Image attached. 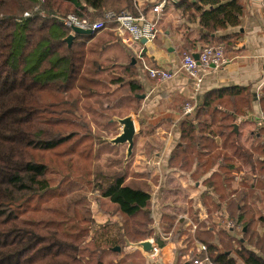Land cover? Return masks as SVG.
<instances>
[{"label":"trees","instance_id":"obj_1","mask_svg":"<svg viewBox=\"0 0 264 264\" xmlns=\"http://www.w3.org/2000/svg\"><path fill=\"white\" fill-rule=\"evenodd\" d=\"M175 4L188 21L195 22L203 30L194 43L211 45L229 40L227 36L217 37L216 33L240 27L246 8L243 0H182ZM108 12L142 14L135 0H0V264H104L103 255L108 250L119 256L124 243L142 241L151 233L147 230L153 223L151 185L147 181L128 179L126 172L108 176L101 183L89 181L100 197L115 207L123 221L121 226L108 223L103 228H108L112 234L105 239L103 247H93L89 241L94 221L88 219L87 214L76 220L73 205L81 204L84 199L70 200L62 209L55 206L41 209L44 201L51 197L72 196L74 188L76 192L83 182L67 175L65 179L70 183L65 194L68 195L58 192L51 177L56 170L44 162L41 155L66 148L56 157L69 155L64 156L69 157L68 166H73L70 161L75 157L90 160L93 145L86 150V144L96 139L93 120L98 124L105 121L102 123L106 125L104 133L111 140L117 136L115 133L118 134L114 119L125 118L122 115L130 111L122 114L123 107L142 105L138 97L144 94L138 78L139 62L135 60L134 63V59L119 50L114 23L92 35H76L71 46L65 42L71 30L58 17L75 14L94 22L103 20ZM192 34L194 30L188 29L183 43L177 46L179 54L195 51L193 42L188 40ZM216 41L219 43H214ZM260 93L259 107L264 114V86ZM226 102L233 111L222 113L225 116L248 117L254 113L250 87H222L209 91L194 112H182L177 122L180 139L169 162L170 168L178 167L182 171H189L194 165L196 171L192 177L199 175L201 178L210 171L203 169L211 158V167H218L204 181L208 186L204 197L210 196L208 192L218 195L220 201L215 204L216 211L221 210L225 200L238 194L239 190L232 185L241 172V167L227 153L220 151L211 156L219 147L209 122L210 114L214 108H223ZM250 126L254 124L249 123ZM138 140L135 137L133 155ZM241 140L247 146L250 143L245 134ZM117 145L128 148V145ZM254 154L248 156L252 177L244 178V190L239 203L234 204L237 221L244 222L243 237L238 238L228 230L216 233L215 228L208 227L216 211L213 213L203 199L201 203L210 219L199 222L197 214L195 220L192 218L198 226L191 241L206 245L214 264H264V244L260 245L264 243V236L258 237L252 232L257 222L264 227V212H259L260 198L256 194L264 192V137L254 148ZM96 155L94 153L93 157ZM209 199L214 200V197ZM231 205L227 203L228 207ZM45 213L51 215L49 219L44 217ZM33 214L41 217L33 218ZM141 216L147 217L145 223L139 220ZM177 220L176 213L164 212L160 221L162 231L171 232V237L176 234L178 225H181L179 235L188 231L185 227L190 226L188 221ZM232 242H237L238 248L233 249ZM135 255L129 254L131 259L127 255L120 257L113 264H146L140 252Z\"/></svg>","mask_w":264,"mask_h":264},{"label":"crops","instance_id":"obj_2","mask_svg":"<svg viewBox=\"0 0 264 264\" xmlns=\"http://www.w3.org/2000/svg\"><path fill=\"white\" fill-rule=\"evenodd\" d=\"M179 1L182 0L168 1L161 12L155 13L153 9L156 6L154 8L153 6L157 3H160L161 0H135L138 10L149 20L156 22L159 31L158 37L154 40V42L149 43L144 48V61L149 67H158L173 72V79L165 82H157L149 78L147 72H145L143 68L142 61L137 57V45L128 47L119 40L118 48L119 50H122V53L126 54V56L129 55V58L134 59V63H136L135 60L139 62L138 64L140 65H138V78L141 80V84L144 88V94L141 96H145V98H140L143 101L141 109L134 115L139 119V129L136 128L137 135L135 136L139 140L135 153H137L139 144L143 140V134L141 133L140 129L142 127H150V132L144 136L145 142L154 144L155 142L159 141L161 144H163V147H161L162 152H152L153 150L150 151V156L148 159H146L148 163L156 165V170L163 175L164 172H168L174 176L180 174L185 176L186 180L193 181L192 174L196 171L195 166L191 171H182L178 167L170 168L169 166L171 154L174 150L173 148L176 147L177 142L180 139V132L177 129V122L181 119L182 113L180 114L176 112V108L180 106L177 101L182 99V102L186 104H184L185 107L190 105L195 111V109L202 104L205 94L214 89L238 86L250 87L253 92L257 91V93L260 91V89L264 86V0H243L246 8L242 18V25L238 28H230L226 31H220L216 33V36L220 38L225 36L229 37V40L222 43L226 45L225 52L230 63L221 68L211 67L208 70L202 69L203 82L199 87H197L194 80H192L180 70V63L183 55L178 53L177 46L183 43L182 40L185 38V34L188 29L194 30V34H192V36L188 39L189 41L193 42V46L195 47V51L192 54H198V52L203 47L208 45V43H194L197 38V34L203 30L195 22L188 21L181 11L176 8V4L174 5V3ZM188 1L195 2L197 0ZM237 34L239 35L234 36V38L232 37L233 35ZM214 43L219 42L216 41ZM143 71L146 73L145 76L142 73ZM184 105L182 106L183 110H185ZM214 114L216 116L218 114V110L215 111ZM259 114L261 116L263 115V112L260 110L259 104H257L254 106V113L248 115V121L250 124H254V130L257 128L255 132H251L252 137L254 138V134L256 133L255 135L257 138L262 139V133L259 131L264 133V127L260 122L261 117H259ZM253 117L257 120L254 123L251 122V118ZM237 118L238 117L234 116V114L225 116L220 120L218 132H215L216 129H214V132L222 140L220 143L221 150H225L226 148V151H229L230 153L232 149H235L234 151H236L238 149H236L237 146L235 145L233 147L231 144V142L234 141L235 144H239V146L243 147L244 152H241L239 149L237 152H241L244 155L249 156V154H251L253 151L252 148H255L256 146L253 147L252 141L248 146L242 142L240 125L234 123ZM227 119H230L231 123L226 125L225 128H222L224 124H228ZM165 124L170 125V129L166 130ZM234 125H238V133L235 132ZM247 130H251V128ZM234 153L236 154V152ZM234 155H232V157ZM143 156L146 158V153ZM236 157L237 156H235V158ZM162 184L163 183H161L159 186L160 190H162ZM195 184L197 193H195L196 195H191L189 201H187V204H191V208H193L194 205V207L196 206L197 209H191V212L189 210H185L184 212L180 213L178 215L177 222L181 219L187 218V221L190 220L198 226V224L192 220L191 215L192 213L196 215L199 211L198 207H203L201 203V197H198V194H201L203 187L202 183L199 181ZM156 186L158 185L154 184L153 188ZM207 190L208 189H204V192ZM208 193L213 196V193ZM194 199L195 201L193 202L192 200ZM187 204L185 203L183 206L188 207ZM222 205L223 204H221V210L226 207H222ZM205 212L207 218H198L199 222L208 221V219H210L206 209ZM215 215L216 213L214 216ZM159 216V220L161 221L163 212ZM188 225H190L189 222ZM185 227L188 228L187 225ZM178 229L179 227H177V230ZM189 233L190 236H195V234H192L191 232ZM182 236L189 237L185 234ZM170 237L171 232L164 233V236H157L156 245L161 248V251L158 257L154 260L150 259L149 256L146 255L147 251L144 250L143 247L141 248L136 246L133 249L141 253V255L146 260V264H177L178 259H184L188 261L186 256L189 252L184 247L181 249L183 252L178 256L177 250L179 249L177 248V241H172L173 237ZM192 250L194 253L191 254V257H195L197 255V245L194 247L190 244V252Z\"/></svg>","mask_w":264,"mask_h":264},{"label":"rangeland","instance_id":"obj_3","mask_svg":"<svg viewBox=\"0 0 264 264\" xmlns=\"http://www.w3.org/2000/svg\"><path fill=\"white\" fill-rule=\"evenodd\" d=\"M170 1V0H169ZM179 53V52H178ZM140 65V64H138ZM137 65V67H138ZM139 69V67L137 68ZM143 75L145 76V72H142ZM251 94L253 96V107L256 106L257 104H259L260 102V97H261V93L260 91L257 93V91L253 92L251 90ZM177 103L180 105L176 108V112L177 113H182L184 112V110L182 109V106L185 104L184 102H182V99H180L179 101H177ZM236 104H240L238 105V107H241V103L237 102ZM186 105V104H185ZM184 105V107H185ZM137 104H133L132 106H124L122 109V114L128 112L125 115V118L122 119H126V118H131L135 125L136 128L139 129V119L137 117H135L134 115L136 114V111L138 110ZM141 109V107H140ZM163 109V108H162ZM161 109V110H162ZM215 109V110H214ZM211 111L210 114V118H209V122L211 125L212 130L214 131V129H216V133L218 132V129L220 126V120L223 119L225 117L224 114L222 113H231L232 110V106L228 104V102H226V104L223 105V108H214ZM218 110V114L215 116L214 112ZM228 110V111H226ZM119 114V112H117ZM244 112H241L240 114H243ZM215 117H214V116ZM121 116V117H122ZM213 116V117H212ZM254 116V115H253ZM259 117H262V115ZM97 119V118H96ZM121 119V120H122ZM115 121H117L116 125H117V133H115L117 136L111 140H108L104 130L106 129V125H103L102 123H104L105 121H102L101 124H98L97 120L96 122L93 120L95 127H92V131H93V135L95 136L96 139H94V142L92 141H88L87 142V147L86 150H89V146L93 145V149L92 151V157L90 158V160H85V159H79L77 160V158H72L71 159V163H72V167L67 165L68 161H69V157H64V156H69V155H64L62 158H58L56 156H58L60 153H63L64 151H66V148H60L58 151H56L55 153H48V154H43L41 155V159L44 160V162L48 163L49 165H51V167H53L56 170L55 174H52L51 177L53 178L52 181V185L54 188L59 189L58 192L60 193H64L67 192V190L69 189V183L70 181H67L65 179V177L67 175H71L73 177H77L82 179V183L81 186H78L75 192V188H74V192L72 194V196H67V197H62V196H57L55 198L51 197L49 200H45L44 203L41 205V209H46V208H50V207H56L57 209H62V208H66L69 201H73L75 202V200L78 199H84L83 202L81 204L78 205H73L75 207V211H76V220H80L82 219V217L87 214L88 219H92L94 221V226H93V230L91 231V235H90V239L89 241L92 243L93 247H100V246H105V239L110 238V235H112L110 233V231L107 229H103L106 225H108V223H115L119 226H121L123 224V221L121 220L120 217H118V215L115 212V207L112 206L110 204V202L106 199H103L100 197L99 192L95 191L93 185L90 184L89 181H93L94 183H101L103 182L106 177L108 176H113L116 175L117 173H121V172H126L128 179H131L133 181H147L150 183L151 185V189H150V193L153 192V185H160V183L162 184V190H160V193H158L156 199H155V205L152 206L151 204V212H152V219H153V223L155 221V219H160V214H162V212H167V213H176L177 215H179L180 213L184 212L185 210H189L191 212V209L193 210L195 208V210L197 209L196 206L193 208H191V204H187V201H189L191 195H196V182H201L202 183V191L201 194H198V197L200 196L201 199H203L206 203V205L210 208V210L214 213L217 209L215 207V204H217L220 200L218 198V195H216L214 192L213 196H208L206 195L204 197V189H208V186L205 184V180L210 177L213 173H215V171L217 170V165L214 166L213 168L211 167V158L208 159V164L207 167H205L203 169V171H210L208 173H206L204 176H202L201 178L199 177V175L197 177H199L200 179H196L197 177H192L193 181L191 180H186V177L183 175H177L174 176L172 174H169L168 172H164V175L160 172H158L156 170V165L148 163V161L146 159L149 158L150 156V151L153 150L152 152H162L161 147H163V144H161L159 141L153 143L150 142H145V138L144 136L147 135L150 132V127L147 128H141L140 131L143 134L142 138L143 140L141 141V143L139 144V148L137 150V153H135L134 155H130L128 152V148L127 146H119L117 144L113 143V140L116 139L118 136H120L123 133L124 130V125L121 124V121L119 122L120 118H115ZM249 118L246 117L244 118V116H239L237 118V120L234 122L238 125H240V134L243 136L245 134L246 137H249L250 142L252 141L253 147L257 146L259 144V142H261V140L263 139H258L257 136L254 134V138L252 137L251 132H255L256 129L254 130V126H250L248 127L249 124ZM256 118H251V122H256ZM227 123L228 124H224L222 126V128L226 127V125H229V123H231L230 119H227ZM166 126V130L170 129V125L165 124ZM213 125V127H212ZM260 126V125H259ZM251 128V130H247ZM178 129V127H177ZM116 132V131H115ZM121 132V134H120ZM260 132V131H259ZM256 136V137H255ZM262 137H264V133H262ZM225 139V138H224ZM229 140V139H228ZM104 141V142H103ZM221 139L217 136L216 137V142L218 145V149L213 150L211 152V156L215 155L216 153L222 151L223 153H227L228 155H234L236 152V154L233 156L236 163L241 167V172L238 173L236 175V178L234 180V183L232 185V187L234 189H238L239 192L238 194L233 195L229 201L225 200L223 202L222 207H225V211L221 210V211H216V215L214 216V214L211 217V221H209V225H207L208 227L215 228V232L217 233L219 230H226L228 229V222L230 221H237V210L234 207V204L239 203L240 200V193L243 192V186L242 183L244 181V178H248V177H252V167H251V159L244 155L241 152L243 151V147L239 146V144H235L234 141L231 142V144L233 146H237L236 149L238 148L241 152H237L234 151L233 149L231 150V153L229 151L225 150H221ZM240 141V140H239ZM179 142V140H178ZM177 142V144H178ZM241 142V141H240ZM226 144V142H225ZM245 144V143H244ZM112 145H116V146H112ZM123 145H128V144H123ZM246 145V144H245ZM177 146V145H176ZM176 147H174L173 149H175ZM230 148V147H229ZM84 149V148H82ZM253 151L251 152V154H253L254 156L256 154H254V148H252ZM81 151V150H80ZM58 153V154H57ZM94 153H96V158L93 157ZM146 153V158L145 156H143ZM250 155V154H249ZM140 156V157H139ZM143 156V157H142ZM235 156H237L235 158ZM69 162V163H70ZM181 163V162H179ZM167 164V163H164ZM154 165V166H153ZM194 167V165L189 167V171L192 170V168ZM207 168V169H206ZM162 174V175H161ZM221 174V173H220ZM205 178V179H204ZM204 183V184H203ZM257 191V190H255ZM262 193L264 192H257L256 194L259 196L260 198V202L257 203V206L259 207V212H264V196L262 195ZM68 195V194H65ZM64 195V196H65ZM214 197V200H211L209 198ZM198 200V199H197ZM193 202L195 201L192 200ZM199 201V200H198ZM228 201V202H227ZM191 202V201H190ZM231 202V206L228 207L227 203ZM250 204H253L252 200H249ZM185 203L188 205V207H185L183 205H185ZM204 207V206H203ZM256 209V208H255ZM218 212V213H217ZM82 213H84L82 215ZM259 213L256 215L258 217ZM51 215L45 213L44 217H47L49 219ZM31 217L33 218H37V217H41L39 214H33ZM141 218V219H140ZM139 218V220H143L145 223L147 221V217H143L141 216ZM192 218H196L195 215L192 213ZM195 220V219H194ZM230 220V221H229ZM153 223L149 224L147 226V230L151 231L150 234L146 235V237L144 238V240L139 241V242H126L123 245V252L117 256L115 255L113 252L111 251H107L104 255H103V260H104V264H113L115 262H117L120 257H124L127 255V257H129L128 259H131L132 257L129 256L130 255H135L136 252L135 248L136 246H138L139 243L146 241L149 237L153 236L155 234V231L153 229ZM237 223L241 224L242 226L244 225V222L241 221H237ZM82 224V226H86L87 224H83L80 223V225ZM161 226V225H160ZM181 226V225H180ZM178 226V227H180ZM191 226L188 227V231H186L185 235H190L189 232ZM246 227V226H245ZM117 231V229H116ZM252 232L256 233V235L258 237H263L264 236V227L261 226L259 224V222L255 223L252 227ZM182 234V235H183ZM253 234V233H252ZM178 234V230L176 232V234L174 235V237L172 238V241H177V248L179 250H177L178 252V256L183 252L181 251L182 248L185 247V249L189 252L188 255L186 256V259L189 261L190 259V244L192 246L195 247V242H192L191 239L194 236H190V237H186V236H182ZM235 235L238 238L243 237L242 234H238L235 233ZM255 235V236H256ZM257 236L254 237V241L257 240ZM237 238V239H238ZM251 238V236L249 237ZM249 240V239H247ZM264 243H260V245H262ZM234 247L233 249L238 248L237 246V242L234 243L232 242V244ZM187 246V247H186ZM102 249V248H101ZM222 249H224V247L222 246ZM252 250H254L255 252L261 254L260 252H258L256 249L254 248H250ZM262 255V254H261ZM137 258L136 261H139V257L138 255H135ZM264 256V255H263ZM192 258V257H191ZM177 264H184L187 261L184 259H178Z\"/></svg>","mask_w":264,"mask_h":264},{"label":"built area","instance_id":"obj_4","mask_svg":"<svg viewBox=\"0 0 264 264\" xmlns=\"http://www.w3.org/2000/svg\"><path fill=\"white\" fill-rule=\"evenodd\" d=\"M168 1L169 0H163L162 3H160L153 9L154 12H161ZM26 16H28V14H26ZM58 19L71 30V33H73V28L91 30L93 32L102 31L104 29H107L111 23H114L115 35L121 41V43L128 47L132 45L138 46V50L136 51L137 57L142 61L143 68L145 72H147L149 78L157 82H165L174 78L173 72L158 67H149L144 61V48L149 43L154 42L159 33L157 23L149 20L145 15L140 14L139 16H134L128 12L116 15L113 12H108L103 20L94 22H91L88 19L79 18L75 14H69L65 17H58ZM143 41H146V43H142ZM198 55L199 60H196L194 54H183L180 63V70L187 76H189L192 80H194L197 87H199L203 82L202 69L208 70L212 66H214L215 68H221L230 63L228 57L226 56L224 44H208L198 52ZM193 111L194 108L190 105H187L185 107L184 113L189 114ZM260 122L264 127V114L262 115ZM159 186L154 187L153 192L150 193L152 198V206L155 205V199L160 192ZM198 210L199 211L197 212V216L199 219L207 218L205 208L198 207ZM188 222L191 226V233L195 234L197 225L190 220H188ZM227 225L228 229L226 230H228L232 234H241V224L230 221ZM153 229L155 231V234L146 240L147 242H150L152 244L153 249L151 251H147L146 255L149 256L150 259L154 260L158 257L161 251V248L156 245L157 236H164V233L160 226V220L155 219L153 223ZM141 243H139L138 246L142 248ZM195 245H197V255L194 258H191L190 256L189 259L191 261V264H214L209 256L207 246L198 241H195ZM192 253H194L193 250L190 252V254Z\"/></svg>","mask_w":264,"mask_h":264},{"label":"water","instance_id":"obj_5","mask_svg":"<svg viewBox=\"0 0 264 264\" xmlns=\"http://www.w3.org/2000/svg\"><path fill=\"white\" fill-rule=\"evenodd\" d=\"M73 33H71L66 39L65 42L71 46L72 43L74 42L75 36L76 35H92L93 31L91 30H82L80 28H73ZM142 43H146V41H143ZM196 60H199V55L195 54L194 55ZM212 68H215L212 66ZM139 98L144 99L145 96H138ZM121 121V124L124 125V130L123 133L118 136L116 139L113 140L114 144H128V152L130 155H132L133 148H134V139L135 136L137 135V130H136V125L134 121L131 118H126V119H120L119 122ZM235 132L238 133V125H234ZM247 231V227L244 228V232ZM141 246L144 248L146 251H151L153 249L152 244L150 242H142ZM117 251H120L118 248ZM184 264H191V261H187Z\"/></svg>","mask_w":264,"mask_h":264}]
</instances>
